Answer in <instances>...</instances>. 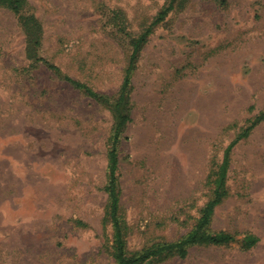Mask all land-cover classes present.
<instances>
[{"label": "rangeland", "instance_id": "374dc122", "mask_svg": "<svg viewBox=\"0 0 264 264\" xmlns=\"http://www.w3.org/2000/svg\"><path fill=\"white\" fill-rule=\"evenodd\" d=\"M168 1L28 0V11L44 28L42 57L116 94L131 46L111 10L137 35ZM27 52L18 15L0 6V264L113 263V113ZM131 104L118 174L136 250L194 226L225 149L264 110V0H178L140 54ZM227 185L212 227L255 233V247L196 245L146 264H264V121L234 146Z\"/></svg>", "mask_w": 264, "mask_h": 264}, {"label": "trees", "instance_id": "16d2710c", "mask_svg": "<svg viewBox=\"0 0 264 264\" xmlns=\"http://www.w3.org/2000/svg\"><path fill=\"white\" fill-rule=\"evenodd\" d=\"M177 1L169 0L137 35H133L130 31L129 20L123 10H111L109 22L115 27L117 34L122 35V38L127 40L130 37L131 52L129 53L128 63L124 70L123 82L119 91L116 94H109L98 91L88 83L64 73L58 64L40 55L39 50L43 45L45 32L40 19L34 13L28 11L31 7L28 0H0V6L10 9L20 19L26 34L28 56L34 59L35 62L44 61L58 77L64 79L88 97L96 100L97 103L108 107L113 113L114 122L111 134L107 140L108 179L104 187L108 194L106 216L112 223V238L109 241V247L113 263L110 264H146L153 259L163 261L173 256L186 258L189 255L190 248L196 245L230 246L234 243H240L242 249L249 250L260 241L259 236L252 232H246L243 237L238 238L236 234L230 231L216 230L212 227V222L218 207L230 195L227 180L231 166L232 150L239 141L247 138L252 130L264 121V110L255 116L252 122L243 128L225 149L223 161L209 176V182L213 185L212 196L202 207L201 215L194 226L176 240L157 241L136 250H130L129 248L127 226L122 211L118 170L120 168L119 149L121 139L132 121L133 75L140 54L150 35L160 23L168 18ZM78 222L85 224L82 220H78Z\"/></svg>", "mask_w": 264, "mask_h": 264}]
</instances>
